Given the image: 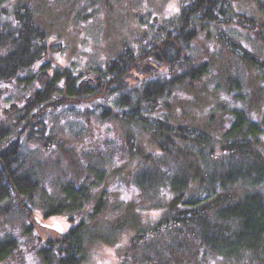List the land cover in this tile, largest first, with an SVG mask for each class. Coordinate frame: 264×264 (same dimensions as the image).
<instances>
[{
    "label": "trees",
    "instance_id": "16d2710c",
    "mask_svg": "<svg viewBox=\"0 0 264 264\" xmlns=\"http://www.w3.org/2000/svg\"><path fill=\"white\" fill-rule=\"evenodd\" d=\"M180 1L178 19L156 27L145 46H126L87 74L45 59L43 84L3 109L0 212L8 214L18 201L29 215L40 208L45 218L64 215L71 223L57 238L44 241L40 264H84L88 244L96 238L110 243L117 233L126 234L128 244L120 264H200L208 255L225 264H264V114L255 120L232 107L226 121L211 116L201 129L172 122L160 103L178 85L210 74V62L194 57L190 48L200 33L209 39L213 29L219 44L252 68L263 87L264 55L229 30L247 28L264 46V22L238 9L248 0ZM256 4L264 12V1ZM48 49L47 31L36 24L28 4L0 3V94L13 82L33 84L36 77L29 73ZM156 64L164 72L152 76ZM142 75L148 82L131 87L130 79ZM241 93L239 79L228 77L231 99L241 100ZM66 105L93 106L100 121L124 123L132 157L141 155L134 173L139 200L130 213L112 219L108 231L104 224L91 227L108 208V192L100 190L106 169L88 161L78 177H64L49 191L26 156V144L50 136L45 112ZM140 132L150 135L148 153L140 146ZM17 249L16 238L0 240V262Z\"/></svg>",
    "mask_w": 264,
    "mask_h": 264
},
{
    "label": "rangeland",
    "instance_id": "374dc122",
    "mask_svg": "<svg viewBox=\"0 0 264 264\" xmlns=\"http://www.w3.org/2000/svg\"><path fill=\"white\" fill-rule=\"evenodd\" d=\"M3 2L24 3L32 8L36 24L47 31L49 49L29 73L36 77L33 84L13 82L0 94V120H5L2 118L6 115L5 107L8 108L12 102L21 103L43 84L47 74H40V67L45 59H49L54 67H69L77 73L87 74L103 67L126 46H145L152 39L156 27L178 19L181 8L180 0H0ZM238 9L255 17L259 23L264 22V12L259 10L256 0L241 2ZM229 31L256 53L264 55V46L254 32L247 28ZM210 33L209 39L200 33L190 48L194 57L210 62V74L199 81L178 85L163 97L160 100L163 114H168L172 122L201 129L207 127L211 116L215 122L226 121L232 107L243 108L253 119L261 120L264 86L256 72L219 44L215 29ZM161 71L164 72L162 65L152 66V76ZM230 76L242 84L241 100L233 101L227 94ZM149 79L144 75L132 77L131 87H140ZM98 112L93 106L75 108L72 105L48 110L45 112V133L50 134L49 138L29 142L25 152L40 169L42 183L49 191L55 190L54 185L64 177H78L79 170L88 161L98 169H106L100 190L108 192V208L91 227L104 224L103 228L108 231L112 219L130 213V206L139 200L134 173L141 164V155L132 157L125 124L115 120L100 121ZM138 138L144 152L153 149L150 135L140 132ZM85 153H89V157L86 158ZM40 202L38 198L37 203ZM17 204L18 201L8 214L0 212V240L16 238L18 242L14 254L0 264H40L38 249L44 241L57 238L71 223L64 215L45 218L40 208H34L29 215ZM126 232L132 233L130 229ZM107 233H104L105 237ZM125 235H110V243L105 239H94L88 244V257L84 264H120L128 247ZM117 240L120 242L112 243ZM175 254L182 256L183 253ZM207 259L200 264H225L213 260V256L208 255Z\"/></svg>",
    "mask_w": 264,
    "mask_h": 264
},
{
    "label": "snow or ice",
    "instance_id": "6c2138e0",
    "mask_svg": "<svg viewBox=\"0 0 264 264\" xmlns=\"http://www.w3.org/2000/svg\"><path fill=\"white\" fill-rule=\"evenodd\" d=\"M52 226H56V225H52ZM58 230H59V231H63V229H62V228H58Z\"/></svg>",
    "mask_w": 264,
    "mask_h": 264
}]
</instances>
